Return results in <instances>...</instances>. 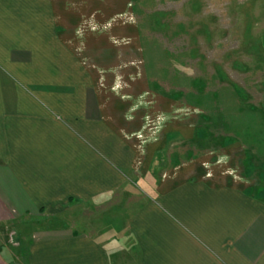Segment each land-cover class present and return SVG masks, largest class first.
I'll use <instances>...</instances> for the list:
<instances>
[{
    "label": "crops",
    "instance_id": "obj_1",
    "mask_svg": "<svg viewBox=\"0 0 264 264\" xmlns=\"http://www.w3.org/2000/svg\"><path fill=\"white\" fill-rule=\"evenodd\" d=\"M101 2L0 0V199L22 212L61 213L142 173L128 118L95 98L74 57L81 19L98 11L108 21L125 8V0ZM128 234L143 264H264V198L230 175L183 163L160 178ZM27 247L23 264L122 258L98 230L68 225L37 230Z\"/></svg>",
    "mask_w": 264,
    "mask_h": 264
},
{
    "label": "rangeland",
    "instance_id": "obj_2",
    "mask_svg": "<svg viewBox=\"0 0 264 264\" xmlns=\"http://www.w3.org/2000/svg\"><path fill=\"white\" fill-rule=\"evenodd\" d=\"M124 3L112 20L86 15L71 44L95 98L128 118L142 173L61 213L22 212L0 199L3 262L23 264L34 232L68 225L101 232L122 255L117 264H143L129 221L183 163L230 175L264 198V0Z\"/></svg>",
    "mask_w": 264,
    "mask_h": 264
}]
</instances>
